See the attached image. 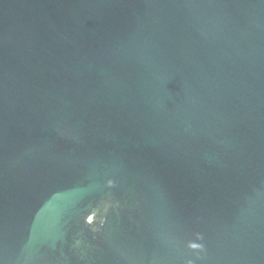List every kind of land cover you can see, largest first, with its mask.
Here are the masks:
<instances>
[{
	"label": "water",
	"instance_id": "obj_1",
	"mask_svg": "<svg viewBox=\"0 0 264 264\" xmlns=\"http://www.w3.org/2000/svg\"><path fill=\"white\" fill-rule=\"evenodd\" d=\"M0 264H264V0H0Z\"/></svg>",
	"mask_w": 264,
	"mask_h": 264
},
{
	"label": "clouds",
	"instance_id": "obj_2",
	"mask_svg": "<svg viewBox=\"0 0 264 264\" xmlns=\"http://www.w3.org/2000/svg\"><path fill=\"white\" fill-rule=\"evenodd\" d=\"M108 186L111 187V182H109Z\"/></svg>",
	"mask_w": 264,
	"mask_h": 264
}]
</instances>
